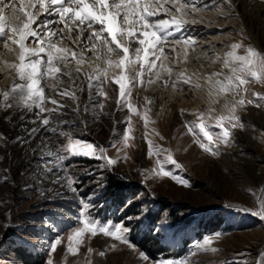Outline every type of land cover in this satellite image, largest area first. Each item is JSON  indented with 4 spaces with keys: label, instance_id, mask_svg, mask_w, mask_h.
<instances>
[{
    "label": "rangeland",
    "instance_id": "obj_1",
    "mask_svg": "<svg viewBox=\"0 0 264 264\" xmlns=\"http://www.w3.org/2000/svg\"><path fill=\"white\" fill-rule=\"evenodd\" d=\"M261 1L264 3V0ZM225 9L231 13L223 18L231 23L242 22L243 15H246L247 29L254 36L252 38L247 32L233 28L230 31L232 37L240 38L245 46L251 45L264 53V8L260 13L251 12L249 7L246 9L243 0H237V7L231 4V7L226 5ZM223 41L217 44L220 52L228 50L229 39L224 38ZM239 53L244 54V50H239ZM160 84L155 88H152L154 83L150 87L139 84L133 87L129 102L136 111L131 113L127 108H117L118 85L107 86L109 99L104 100V108L95 120L93 118L97 113L86 117L83 113L88 101L86 86L83 92L78 93L79 117L70 110L74 107L71 99L61 101L66 105L64 115L54 119L63 121L57 127L58 132L62 131L64 135L54 133L55 146L59 147L51 159H56V154L65 150L71 138L72 142L81 139L103 146L106 149L105 158L119 162L109 168L104 166L106 160L79 155L67 157L63 161L66 165L64 177L77 178L79 183L74 187L79 190L73 194L77 202H69L63 208L46 209L39 213L36 205L43 190L37 188L22 190L24 195L16 198V207L9 212L6 202L0 200V264H45L49 258L53 264H89V257L91 264H257L258 260H262L259 254L264 250V219L251 213L259 212L262 208L264 100H255L254 94L264 96V84L252 82L245 86L248 89L243 97L245 104L236 110L244 127L231 129V143L228 146L219 144V155L216 156L205 153L198 146L197 140H203L199 128L193 133L186 127V122L199 125V114H207L208 106L203 103L194 113L182 109L181 101L173 99L165 91L172 90L171 85L165 87ZM67 87L69 84L66 81L60 84L61 89ZM175 90L182 93L188 103L199 102V94L202 93L201 89L188 86ZM147 92L157 100V105L154 113L151 110L147 112L149 123L146 129L141 115L146 108L149 109L145 99ZM55 98L61 99L58 96ZM163 100L169 101L173 108L170 116L159 120L157 112ZM248 100H254V103L248 104ZM0 101L3 103L2 99ZM217 113L228 115L224 106ZM8 115L1 117L2 125L6 123ZM129 116L130 139L128 145L124 146L122 137L128 130L125 122ZM81 119L87 120L86 126L70 127L79 125ZM203 123L213 134L215 146L216 135L221 129L216 127L214 119L205 118ZM145 131L153 145L167 150V154L177 161L179 168L171 165L165 167L171 168L172 173L187 182V186L171 176L155 174L159 171L157 160L166 153L157 156L154 149L153 155H148ZM112 142H115V146L109 147ZM23 158L20 152L13 149L10 153L5 152L0 140V185L16 178L17 166ZM97 181L103 186L93 200L94 206L88 211L99 222L118 223L126 217H134L127 236L135 249L103 234L91 236L86 233L78 252H67L69 236L74 234L76 228L82 227L76 219L79 200L81 197L87 198L97 189ZM128 201L131 203L128 204ZM229 208L235 210L230 211ZM68 215L74 219L67 218ZM48 218H53L57 226L54 227V224L49 230L47 226L45 230L41 225L40 228L34 227L33 223H45ZM42 231L48 233L44 237L46 243L38 241ZM217 233L220 235L217 236ZM57 238L60 244L55 252L50 253L49 245ZM206 238L212 240L211 245H204ZM113 244L115 248L109 247ZM72 246H77L75 241ZM89 247L94 250L92 253L88 252ZM211 248L217 251L213 252ZM100 251H105V256L101 257L98 254ZM141 251L149 256L148 262L140 259Z\"/></svg>",
    "mask_w": 264,
    "mask_h": 264
},
{
    "label": "snow or ice",
    "instance_id": "obj_2",
    "mask_svg": "<svg viewBox=\"0 0 264 264\" xmlns=\"http://www.w3.org/2000/svg\"><path fill=\"white\" fill-rule=\"evenodd\" d=\"M222 5L231 7V0H221V3L216 0H0V44L13 56L10 63L4 62V70L11 74L13 82L9 90L0 93L3 101L0 109H23L32 114L30 121L21 117L25 125L37 121L40 125L30 129L22 126L20 130L27 134V138L17 136L13 142L22 146L30 145L31 140L43 131L45 134L31 148L30 155L36 157L38 168L49 174L59 173L66 169V165L61 163L55 168L49 167L54 163L49 137L53 133L64 135L62 131L58 132L57 127L63 121L54 119L64 115L66 105L61 102L64 98L74 102V107L70 110L79 117L78 93L83 92L86 86L88 101L83 113L85 117L97 113L93 118L95 120L104 108V100L109 99L107 86L118 85L117 108H127L131 113L136 111L129 102L132 88L138 84L150 87L153 83L161 82L165 87L171 85L174 90L183 86L192 89L207 86L210 101L207 114H199V125L186 122V127L193 133L199 128L203 140H197L198 146L205 153L219 155V144L228 146L231 143V129L244 127L236 110L245 104L243 97L248 91L245 86L252 82L264 84V53L251 45L245 46L240 41L231 43L223 54L213 52L210 56L208 50L202 49L196 39L183 34L187 24L201 22L195 19L189 21V15L214 10ZM241 49L244 50L243 55L238 54ZM201 58L210 66L220 64L221 69L204 75L198 72L189 74L187 68L180 67L181 64H190L193 59ZM65 81L69 87L61 89L60 84ZM45 89L51 95L46 94ZM57 96L61 99H56ZM254 97L255 100H264V96L258 94H254ZM221 98L225 101L227 116L218 114L214 107ZM145 99L147 103H151L150 99ZM247 103L252 104L254 100H248ZM148 111L150 109L146 108L141 115L146 129L149 123ZM205 118L214 119L216 127L221 129L216 135L215 146L213 134L203 123ZM130 120L129 116L125 122L128 130L122 137L124 146L128 145L130 139ZM86 125L87 120L81 119L79 125L70 127ZM144 138L149 145V156L153 155L154 149L157 156L166 153L157 160L159 171L155 174L171 176L187 186V182L172 173L171 168L165 167H180L172 155L153 145L148 140L147 131ZM0 139L4 138L0 136ZM114 146L115 142L109 145ZM105 151L103 146L81 139L72 142L70 138L65 150L56 154V159L63 162L67 157L79 155L106 160L104 166L111 168L119 161L106 159ZM45 153L48 159L45 158ZM31 166L29 164L27 167ZM55 182L62 183L73 194L79 190L74 187L79 183L75 177L66 175L58 177ZM97 184L98 187L92 194L79 200L76 219L82 227L76 228L74 234L69 236L67 252L76 254L86 233L91 236L103 234L135 249L127 236L134 217H126L118 223L99 222L88 211L94 206L93 200L103 186L100 181ZM62 195L57 193V196ZM127 203L130 204L131 201ZM251 214L264 219V207ZM73 241L76 247L72 246ZM59 244L60 239H55L49 245V252H55ZM211 244L212 240L206 238L204 245ZM109 247L115 248L116 245ZM93 251L91 247L88 248L89 253ZM211 251L215 252L217 249L211 248ZM98 254L103 257L105 251ZM259 255L264 256V253ZM139 257L145 262L150 259L142 251L139 252ZM45 264H53V260L49 258ZM257 264H264V261L258 260Z\"/></svg>",
    "mask_w": 264,
    "mask_h": 264
},
{
    "label": "bare ground",
    "instance_id": "obj_3",
    "mask_svg": "<svg viewBox=\"0 0 264 264\" xmlns=\"http://www.w3.org/2000/svg\"><path fill=\"white\" fill-rule=\"evenodd\" d=\"M216 2L221 3V0H216ZM243 2L245 4L246 9L249 7L251 12L254 11L255 13H260L261 10L264 8V3L261 0H243ZM231 4L237 7V0H231ZM170 6L171 5L169 4V7ZM225 7L226 5H222V7L216 8L214 10L201 11L193 15H189L187 17L189 21L195 19L201 22L189 23L185 26L183 30V34L185 36H190L196 39L202 49L208 50L210 56L213 52L217 54L224 53V52L219 51V46L217 45L220 42H224L223 41L224 38L229 39L228 49L231 43L242 41L240 38L234 39L232 37V35L230 34V31L233 28H238L240 30H243L247 32L252 38L254 37L252 35L251 30L247 29L246 21H245L246 15H243L242 22L240 23H237V22L231 23V21H226V19L224 20L223 17H226L227 15L231 13V11H228L227 9H225ZM238 54H240L239 50H238ZM12 60H13V56L11 54H8L7 50H5L3 48V45L0 44V78H2L0 79V93H3L4 91H7L11 88V85L13 82L12 76L10 73L4 70V62L7 61L10 63ZM180 67L187 68V71L189 74L193 72H198L204 75H207L208 73H211L213 71H219L221 69L220 64H214L210 66L203 58L199 60L193 59L190 64H181ZM201 83L203 84V80H201ZM155 86L156 87L161 86L160 82L154 83V86H152V88H155ZM4 87L6 88V90H3ZM200 89L202 90V93L199 94L200 100L199 102H196V103H188L184 95L182 93L176 92V90L174 89L172 90L166 89L165 91L169 92V94H171V97L173 99L181 101L180 106L182 107V109H186L190 111L191 113H194L199 107L203 106V103H205L209 107L210 101L208 97L207 86L205 85L201 87ZM45 91L47 94L46 89ZM195 91L196 93H198V90H195ZM145 95H146V98L151 100V103L150 104L147 103V105L149 109L153 111L154 113V111H156L157 100L152 98L148 92ZM221 99L218 104L214 105L217 111L220 110V108L224 106L225 104V101ZM1 103L2 102L0 101V104ZM172 108L173 107L169 104V101L163 100L161 107H160V111L157 112V119L160 120V118H165V117L167 118L168 116H170L172 112ZM4 115H8V119L6 123L2 125L3 118L1 117ZM22 116H24L29 121L32 119L31 113L26 112L25 110L20 109V108H10L8 111L2 109V112L0 111V124H1L0 136L3 137L2 134L5 133L4 134L5 137H3L4 139H0V140L2 144H4L5 146V152L10 153L11 150L13 149V150H16L17 152H20V154L24 156L21 163L17 166L18 172L15 175L16 178L15 179L12 178L11 180H6V183L0 185V200L3 202H6L7 204L6 210L9 212L15 209L16 202H17L16 198L22 197V195H24L21 192L24 189L34 190L37 188V189L43 190V194L37 201V205H36L39 213L46 211V209L50 211V210L63 208L69 202L76 203L77 199L75 195H73V193L69 189L62 186V183L55 182L57 181L58 177H64V173L66 172V170H62L59 173L49 174L48 172L44 171L42 168H38L37 163H36V157L30 155L31 148L35 147L36 144L39 142L40 137L45 134L43 131H41L38 135H36L31 140L30 145L22 146L20 143L13 142L16 140L17 136H22V137L27 138V134L20 130L22 126H26L29 129L40 126L38 121L36 123L28 122L25 125V121L21 120ZM53 137H54V133L50 134V137H49L50 145L51 146L54 145L52 148L53 149L52 156L54 155V152L56 150L58 151V147L55 146V143H56L54 141L55 138L53 139ZM252 147L256 149L255 146L252 145ZM45 158L46 159L49 158L47 156V153H45ZM243 160L248 161L247 158H243ZM53 161L54 163L49 165V167L55 168L56 165L63 163L57 159H54ZM29 164H31L32 166L27 167ZM37 173H39V175H37ZM57 193H62L63 195L57 196ZM261 203H262V207H264V185H263ZM67 218L74 219L72 215H68ZM52 219L51 218L46 219L45 223L44 222L36 223L34 221L35 223H33V225L34 227H37V228H40L41 226H43L44 230L46 226H47V229L50 228V226H53L54 224H55L54 227L57 226L56 221ZM45 234H48V233L46 232L44 233V231H42L41 237L38 238L39 243H46V240L44 238ZM263 253H264V250H263ZM261 259H262L261 261H264V256H262Z\"/></svg>",
    "mask_w": 264,
    "mask_h": 264
}]
</instances>
